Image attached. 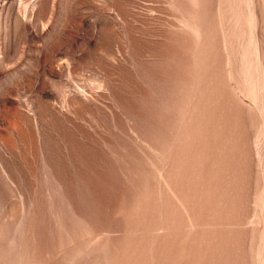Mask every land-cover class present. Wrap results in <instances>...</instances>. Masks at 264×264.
<instances>
[{
    "label": "rangeland",
    "instance_id": "1",
    "mask_svg": "<svg viewBox=\"0 0 264 264\" xmlns=\"http://www.w3.org/2000/svg\"><path fill=\"white\" fill-rule=\"evenodd\" d=\"M0 264H264V0H0Z\"/></svg>",
    "mask_w": 264,
    "mask_h": 264
}]
</instances>
